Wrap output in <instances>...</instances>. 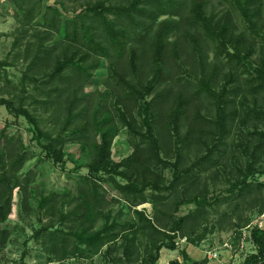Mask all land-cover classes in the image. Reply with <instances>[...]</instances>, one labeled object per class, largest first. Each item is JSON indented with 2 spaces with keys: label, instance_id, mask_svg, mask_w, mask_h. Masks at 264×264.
<instances>
[{
  "label": "rangeland",
  "instance_id": "rangeland-1",
  "mask_svg": "<svg viewBox=\"0 0 264 264\" xmlns=\"http://www.w3.org/2000/svg\"><path fill=\"white\" fill-rule=\"evenodd\" d=\"M122 1L128 0L110 2ZM193 1L199 0H185L189 5ZM200 1L206 16H230L236 32L232 44L245 45L242 63L234 66L235 77L224 75L220 86L235 93L237 104L245 101V119L229 136L218 132L212 139H205L207 128L192 118L181 132L165 120L158 144L154 113L145 105L152 97L138 99L127 90L119 97L109 93L107 82H115L111 62L92 54L91 64L100 62V67L91 70L93 78L84 92H102L108 107L89 127L95 133L102 123V132L111 137L102 156L100 136L90 144L68 141L57 147L49 140L66 130L72 96L70 89L56 90L50 81L58 60L63 63L60 46L40 67H33L36 36L44 37L47 29L41 18L28 13L40 5L42 13L57 8L63 20H76L100 3L105 8L111 3L0 0V151L7 140L28 156L19 183L12 187L10 213L0 224V232L8 233L0 264H242L256 253L251 234L264 228V118L257 113L264 110V92L257 98L250 93L262 84L254 69L264 62V0L254 6H248L252 0ZM188 33L187 49L179 59L182 68H171L177 103L181 93L185 96L188 87L181 86L189 75L197 76L196 51L209 63L217 54L216 44L202 30ZM63 38L62 32L54 34L45 44L52 47ZM228 47L232 53L243 50ZM80 61L77 58L83 66ZM222 65L225 74L231 66ZM201 101L194 100L189 114L201 103L200 116L214 119L209 100ZM173 110L178 111V105L170 102L164 114ZM191 128L188 148L184 143ZM207 156L213 163L206 164L194 187H188L186 169ZM151 225L155 229H148ZM209 252L218 258H210Z\"/></svg>",
  "mask_w": 264,
  "mask_h": 264
},
{
  "label": "trees",
  "instance_id": "trees-1",
  "mask_svg": "<svg viewBox=\"0 0 264 264\" xmlns=\"http://www.w3.org/2000/svg\"><path fill=\"white\" fill-rule=\"evenodd\" d=\"M110 1L112 0H108ZM120 2H110L109 8H105L103 3H100L101 6L90 9L88 14L80 15L76 20H63L57 8L49 7L42 13L40 5L38 10L28 13L29 16L41 18L42 26L47 29L44 37L36 36L38 39L37 54L32 63L33 67H40L45 58L58 50L60 46V59H63V63L58 60V67L50 76V81L52 85H56V90L70 89L72 96L68 100L66 130L60 133L57 139L49 138L56 144L54 147L65 145L68 141L90 144L96 142L97 136H100L102 143L98 149L101 150V155L103 156V152L109 150L111 137L108 133L102 132L103 124L99 125L100 128L98 127L95 133L89 128L92 123H98V119L107 112L108 108L103 100L102 92H97L95 95H88L84 92L85 86L93 78L91 70L100 67V62L91 64L92 54L99 60L102 58L111 62L114 80L116 82L118 79L119 83L117 85L114 81L107 82L109 93L114 92V95L119 97V95H127L128 92H125L127 90L132 92L131 96L136 94L138 99L143 98L144 95L152 97L151 100L145 102V105L148 112L154 113L155 130L159 135L158 144L162 141L161 124L165 120L167 124H175L181 132L186 121L192 118L195 120L193 123H199L200 126L207 128L203 134L205 139H212L218 132L223 137L229 136L233 127L244 118L247 107L245 101L237 104L233 91H228L226 87L220 88L224 80L223 76L225 75V79L228 76L235 77L234 66L242 63L244 59L242 57L245 51L244 43L240 42L241 45L236 46L232 44L236 32L235 29L233 31L231 17L228 16L225 19L214 15L206 16L205 3L200 0L193 1L190 5L185 0ZM257 3V0H252L248 6L257 5ZM163 17L168 18L161 20ZM194 28L202 30L203 36L205 34L206 39L210 38L216 44V59L209 63L205 61L203 52L199 54L196 51L200 58L197 63L193 64L198 70L195 71L197 76L192 77L191 73H194V69L189 73L191 75L186 80V84L181 86L182 88L188 87V89L184 91L185 96L181 93L178 97L180 102L177 103L172 98L175 94V85L171 68L172 64L177 70L182 68L179 59L187 49L185 43L190 40L187 36L190 34L188 31L192 33ZM61 32L64 36L63 40L52 47L45 44V41H51L49 40L51 36ZM228 45H233V50L240 48L243 50L232 53ZM79 57L81 60L79 63L83 66L76 62ZM222 63L227 67L231 66L225 74ZM254 70L260 75L262 82L261 86L257 88L253 86L251 89L250 95L257 98L264 92V76H262L264 62L258 64ZM195 84L196 88L193 87ZM253 84L250 80L247 86L251 88ZM187 91L189 95H186ZM237 95L240 96V92ZM194 100L200 102L209 100L216 114L214 119L200 116L201 103L196 104L198 111H195L197 112L193 111L189 114ZM170 102L178 105V111L173 110L168 116L164 114V109ZM22 113L29 117L27 112ZM257 113L264 118V110L257 111ZM71 126L73 129H69ZM191 130L192 128L188 130V138L184 143L188 148L192 145L191 132L193 131ZM3 143L4 149L0 151V170L2 171L0 173L2 175L0 176V224L5 222L10 213L12 187L19 183L18 174L28 160L27 154L16 150L12 142L4 140ZM209 163H213V160L209 156L203 157L186 169L188 187H194L198 180H201L205 171L204 167ZM175 167L179 168L180 165L176 164ZM148 229H155V227L151 225ZM7 235L5 230L0 232V252L7 241ZM251 237L256 253L249 256L242 264H264V228L253 229ZM169 264L182 263L179 260H172ZM193 264L206 263L194 262Z\"/></svg>",
  "mask_w": 264,
  "mask_h": 264
},
{
  "label": "built area",
  "instance_id": "built-area-1",
  "mask_svg": "<svg viewBox=\"0 0 264 264\" xmlns=\"http://www.w3.org/2000/svg\"><path fill=\"white\" fill-rule=\"evenodd\" d=\"M209 256H210V258H215V259H217L218 258V254H216V253H212V252H209Z\"/></svg>",
  "mask_w": 264,
  "mask_h": 264
}]
</instances>
